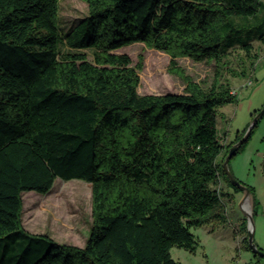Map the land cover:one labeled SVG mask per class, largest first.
Listing matches in <instances>:
<instances>
[{
    "label": "trees",
    "instance_id": "16d2710c",
    "mask_svg": "<svg viewBox=\"0 0 264 264\" xmlns=\"http://www.w3.org/2000/svg\"><path fill=\"white\" fill-rule=\"evenodd\" d=\"M81 1L88 15L62 36L60 0H0V264H178L171 249L195 251L191 229L226 222L242 193L223 170L242 136L223 145L219 110L239 98L222 73L202 85L177 60L221 72L239 49L253 67L264 0ZM134 44L168 54L184 91L140 95L143 57L118 53ZM57 179L92 186L83 248L23 228L22 195Z\"/></svg>",
    "mask_w": 264,
    "mask_h": 264
},
{
    "label": "rangeland",
    "instance_id": "374dc122",
    "mask_svg": "<svg viewBox=\"0 0 264 264\" xmlns=\"http://www.w3.org/2000/svg\"><path fill=\"white\" fill-rule=\"evenodd\" d=\"M88 15V7L81 0H60L58 24L62 36L69 33ZM257 60L250 65L244 53L236 49L230 57L226 69L221 72L214 63L196 62L190 58H180L178 65L185 74L197 83L209 85L217 73H222L223 81L233 90L252 79L254 85L240 91L239 101L222 109L226 114L225 123L230 129L232 141L246 134L247 126L264 108V46L253 41ZM118 53L128 55L135 63L143 57V70L139 73L140 95L181 94L185 89L184 81L170 73L171 57L163 52L147 49L142 44L121 49ZM244 69L246 77H233L232 71L240 74ZM240 84V85H239ZM254 115V117H252ZM228 144V139L223 136ZM241 138V139H242ZM239 142V141H238ZM233 176L242 184L254 188L257 202L251 216L254 228V243L264 252V116L246 144L243 152L237 154L229 163ZM243 193L236 197L234 205L228 203L229 214L224 223H214L192 228L198 245L195 251L174 247L170 253L178 264H264V258L257 259L243 246L245 234L240 222L245 218L239 207ZM23 199V228L31 235H45L59 244L83 248L92 226V186L84 181H63L57 179L46 195L28 192ZM5 242L0 241V258ZM251 259V260H250Z\"/></svg>",
    "mask_w": 264,
    "mask_h": 264
},
{
    "label": "water",
    "instance_id": "95a60500",
    "mask_svg": "<svg viewBox=\"0 0 264 264\" xmlns=\"http://www.w3.org/2000/svg\"><path fill=\"white\" fill-rule=\"evenodd\" d=\"M264 116V108L253 118L249 128L247 129L246 134L243 136V138L237 142L236 144H234L228 152V155L223 163V170L229 180V182L235 186L236 188H239L240 190H242L243 193V198L242 200L239 202V207L242 210L246 220H247V230H248V245L249 248L252 252V254L254 256H258L261 259L264 258V252L262 250H260L256 244L254 243V228H253V224H252V216L251 214H249L248 212H246L243 209V204L246 201V199L251 196L250 195V191L247 188V186H245L244 184H242L241 182H239L238 180H236V178L233 176L231 170L229 169V163L231 161V159L235 156V154L237 153L238 149L243 146L249 139L250 134L252 129L254 128V126L257 124V122Z\"/></svg>",
    "mask_w": 264,
    "mask_h": 264
},
{
    "label": "crops",
    "instance_id": "0c3cea01",
    "mask_svg": "<svg viewBox=\"0 0 264 264\" xmlns=\"http://www.w3.org/2000/svg\"><path fill=\"white\" fill-rule=\"evenodd\" d=\"M240 85V84H239ZM231 88H232V86H231ZM226 107V106H225ZM224 108V107H223ZM223 108H221L220 110H219V118H218V127H219V129H220V134L222 133L223 134V136L224 137H226L227 139H228V144H230V143H232V142H234V141H232L231 139H230V136H229V128H228V124L227 123H225V120H226V114H224L225 112H223L222 111V109ZM238 137V136H237ZM242 194V193H241ZM239 194H234V200H233V202H231V204H233L234 205V202H235V200H236V197L238 196ZM253 206V205H252ZM243 219V218H242ZM241 223H242V220H241V222H240V225H241ZM251 260V259H250Z\"/></svg>",
    "mask_w": 264,
    "mask_h": 264
},
{
    "label": "built area",
    "instance_id": "2783aa9c",
    "mask_svg": "<svg viewBox=\"0 0 264 264\" xmlns=\"http://www.w3.org/2000/svg\"><path fill=\"white\" fill-rule=\"evenodd\" d=\"M254 85V81L252 80V79H248V80H246L244 83H243V85L240 87V88H238V89H236V90H233L232 91V94H234V95H237L238 96V98H239V95H240V91L242 90V89H246V88H250V87H252ZM223 145H227V143L225 142V139H223ZM221 189H222V186H221V183H219V185H218V187H217V190H218V193L221 191ZM225 214H226V216L228 217V214H229V208H228V205H226L225 206Z\"/></svg>",
    "mask_w": 264,
    "mask_h": 264
},
{
    "label": "bare ground",
    "instance_id": "6f19581e",
    "mask_svg": "<svg viewBox=\"0 0 264 264\" xmlns=\"http://www.w3.org/2000/svg\"><path fill=\"white\" fill-rule=\"evenodd\" d=\"M243 209L248 212L249 214H251V203L249 198L246 199V201L243 204Z\"/></svg>",
    "mask_w": 264,
    "mask_h": 264
}]
</instances>
